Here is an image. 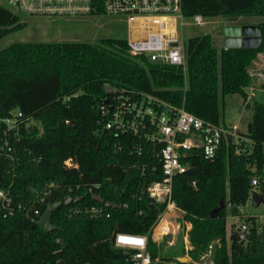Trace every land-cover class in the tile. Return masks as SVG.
Listing matches in <instances>:
<instances>
[{
	"label": "trees",
	"instance_id": "1",
	"mask_svg": "<svg viewBox=\"0 0 264 264\" xmlns=\"http://www.w3.org/2000/svg\"><path fill=\"white\" fill-rule=\"evenodd\" d=\"M181 9L185 19L195 15L261 18L254 21L262 30L261 44L251 49H218L210 34L189 38L185 73L152 63L144 55L132 56L125 38L14 43L0 51V115L19 111L41 124L40 132L22 139L14 178L8 172L9 162L0 158V183L12 181L16 200L32 207L29 215L0 216V264H56L58 260L134 264V251L114 248L113 237L116 233L147 235L156 225L166 204L149 199L141 183L160 179V163L144 157L145 146L142 155L131 149V137L106 130L109 113L101 107L108 110L118 96L132 100L150 95L220 126L224 97L239 95L246 100L252 82L248 72L257 55L264 53V0H182ZM20 20L0 4V39L21 29ZM245 107L251 120L245 133H239L244 140L238 144L234 135L227 134L212 158H204L200 149H191L182 158L188 169L174 177L171 200L191 224L188 240L193 261L176 258L175 264L199 261L210 244L212 264H264V219L258 222L239 210L249 202L253 177L258 178L264 204V103L251 97ZM68 159L70 168L64 165ZM151 167L156 168L154 174ZM95 194L118 208L96 202ZM68 196L82 198L52 214L58 230H42L37 222L45 202H61ZM220 201L224 207L212 219L210 213ZM93 206L103 208V215L86 211ZM35 209L40 212L37 217H33ZM228 211L241 220L229 235ZM242 225L247 228L243 237ZM160 242L148 238L149 264H172L173 258L158 256Z\"/></svg>",
	"mask_w": 264,
	"mask_h": 264
},
{
	"label": "built area",
	"instance_id": "2",
	"mask_svg": "<svg viewBox=\"0 0 264 264\" xmlns=\"http://www.w3.org/2000/svg\"><path fill=\"white\" fill-rule=\"evenodd\" d=\"M18 13L31 17L75 18L88 16H108L123 21L127 28V44L132 56H146L150 62L166 64L186 72V48L180 38L183 26H200L208 23V18L195 15L190 19L182 16V0H1ZM15 13V12H14ZM252 78L247 87L246 104L255 92L264 91V71L249 70ZM102 112L109 113L105 129L131 137V149L138 155L153 159L160 163V179L152 180L145 186L149 199L156 203H165V210L160 214L156 225L147 235L116 233L113 237L114 248L133 250L131 259L134 264H149L147 243L150 237L155 242L163 238L155 236V228L170 212L177 210L171 200L172 182L175 176L187 171L188 165L182 162L187 151L200 149L204 158H212L218 149L221 137L232 132L222 126L206 122L181 107L150 95H140L138 98L127 99L118 96L108 106L101 107ZM237 129L234 126L231 130ZM41 131V124L34 117L25 116L19 111H13L7 116L0 115V158L9 162L11 177L16 176L19 164L18 150L24 137ZM118 149H122L118 145ZM264 157V144L261 147ZM67 168L72 166L71 160L64 161ZM146 165H142L145 170ZM154 174L156 168L151 167ZM9 184L0 183V216L8 218L19 213L29 215L31 206L23 205L16 200ZM52 184H50V187ZM258 192V178L250 181L249 197ZM41 198L40 200H42ZM241 211V209H239ZM91 215L102 216L101 207H91L86 210ZM33 217L40 215L38 209L32 211ZM41 216V215H40ZM108 217V214H106ZM160 220V221H159ZM191 224L183 222V249L187 253L190 247L188 231ZM247 228L242 225L239 233L244 236ZM166 233V232H165ZM212 247V246H209ZM191 248V247H190ZM187 255V254H186Z\"/></svg>",
	"mask_w": 264,
	"mask_h": 264
},
{
	"label": "rangeland",
	"instance_id": "3",
	"mask_svg": "<svg viewBox=\"0 0 264 264\" xmlns=\"http://www.w3.org/2000/svg\"><path fill=\"white\" fill-rule=\"evenodd\" d=\"M0 4L12 12L17 13L21 18V23L23 24L21 29L12 31L10 34L0 39V51L14 43L97 42L98 40L105 38L127 39L126 25L123 21H120L117 18L103 15L75 18L31 17L18 13L15 9L8 6L1 0ZM259 19L244 16L236 18H211L208 19L207 24L193 27L183 26L181 29L179 28L181 33L180 38L184 41V43H186L189 38L210 34L214 40V46L221 49L223 48L222 30L224 26L247 20L258 21ZM262 57H264V53L257 55L253 64L260 62ZM259 91L262 93L257 96V101L264 103V91ZM223 103L224 106L221 125L226 128H230L229 131L232 132V135L235 136L239 144V140H244L239 139L241 138L239 133H245L247 124L251 120V111L241 105V97L239 95L225 96ZM234 126H236L237 129L232 131L231 129ZM240 209L243 216L255 217L258 222H262L264 219L263 203H261L258 207H253L249 201L245 206H241ZM227 213V235H229L231 231L241 224V220L238 217L232 216L229 211ZM164 220L168 223V227L166 228V233L164 232L162 235L163 238L160 240L161 242L159 245L158 256L170 259L173 258V261H171L172 264H175L176 258H179L181 262L185 263L193 261L190 254L191 248L189 247L187 249V253L183 251L182 228L183 222L187 221L184 220L182 215L180 217L177 210L170 212L164 217ZM210 245L212 246L213 244ZM212 250V247H208L207 252L200 256L199 261H195L192 264H212L210 262Z\"/></svg>",
	"mask_w": 264,
	"mask_h": 264
},
{
	"label": "water",
	"instance_id": "4",
	"mask_svg": "<svg viewBox=\"0 0 264 264\" xmlns=\"http://www.w3.org/2000/svg\"><path fill=\"white\" fill-rule=\"evenodd\" d=\"M261 27L259 25H236L230 24L224 26L222 30V44L224 49H234V48H257L261 44ZM82 197L73 198L71 196L66 197L63 201L49 204L45 202V209L37 225L45 232H52L58 230L59 228L52 224L51 218L52 214L60 209L62 206H68L70 203H77ZM93 199L103 204L107 208H118V205L112 204L108 201H104L99 195H93ZM250 202L253 207H258L263 203V198L258 192L252 193ZM228 206L230 203L227 204ZM224 207L222 201H220L217 206L211 211L210 217L212 219H217L219 217V212ZM235 236H233V239ZM56 264H66L63 260H58Z\"/></svg>",
	"mask_w": 264,
	"mask_h": 264
},
{
	"label": "crops",
	"instance_id": "5",
	"mask_svg": "<svg viewBox=\"0 0 264 264\" xmlns=\"http://www.w3.org/2000/svg\"><path fill=\"white\" fill-rule=\"evenodd\" d=\"M258 25V24H256L254 21H250L249 22V20H248V23L246 24V23H243V24H241V22L240 23H236V25ZM229 25V24H228ZM259 55V54H258ZM263 55V54H262ZM251 70H262V71H264V57H262L261 58V61L260 62H257V63H255V64H253L252 65V67H251ZM246 91H247V89H246ZM260 93H262L261 91H257L256 93H255V95H254V98L257 100V96L260 94ZM245 101H243L242 100V98H241V105L243 106ZM246 108V107H245ZM167 228V227H166ZM166 230H164V232H165ZM163 232V233H164ZM155 237H157V236H155ZM157 238H160V236L159 237H157Z\"/></svg>",
	"mask_w": 264,
	"mask_h": 264
},
{
	"label": "bare ground",
	"instance_id": "6",
	"mask_svg": "<svg viewBox=\"0 0 264 264\" xmlns=\"http://www.w3.org/2000/svg\"><path fill=\"white\" fill-rule=\"evenodd\" d=\"M166 227H168V223L163 219L155 228V234L157 237H159L161 234H163L164 230H166Z\"/></svg>",
	"mask_w": 264,
	"mask_h": 264
}]
</instances>
